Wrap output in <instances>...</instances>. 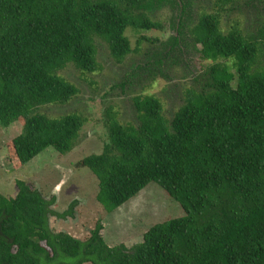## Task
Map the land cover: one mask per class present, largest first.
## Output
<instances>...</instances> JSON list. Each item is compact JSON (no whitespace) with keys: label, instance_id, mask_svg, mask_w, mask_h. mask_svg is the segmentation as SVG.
Returning <instances> with one entry per match:
<instances>
[{"label":"trees","instance_id":"1","mask_svg":"<svg viewBox=\"0 0 264 264\" xmlns=\"http://www.w3.org/2000/svg\"><path fill=\"white\" fill-rule=\"evenodd\" d=\"M162 3L178 10L177 34L161 43L152 65L176 63L175 51L190 40L211 62L200 86L184 90L171 119L151 94L132 98L134 123H121L108 106L102 151L78 164L96 176V200L108 212L153 181L184 214L155 223L130 248L108 245L101 221L81 240L49 225V216L72 214L74 201L57 212L54 196L17 180L15 195L0 193V264H264V21L256 34L238 23L224 31L214 11L189 26L186 0H0V126L21 123L7 148L21 167L49 146L70 152L85 116L37 108L79 93L60 75L67 64L101 70L97 38L117 62L138 51L148 38L134 49L127 28L162 30L147 12Z\"/></svg>","mask_w":264,"mask_h":264},{"label":"rangeland","instance_id":"2","mask_svg":"<svg viewBox=\"0 0 264 264\" xmlns=\"http://www.w3.org/2000/svg\"><path fill=\"white\" fill-rule=\"evenodd\" d=\"M186 1L190 8L189 26L194 25L201 13L214 11L221 13L220 26L224 31L238 23L244 34H256L264 21V3L260 0H235L222 7L216 0ZM147 12L152 19L162 23L163 29L142 31L127 28L126 35L134 49L141 36L148 38L140 42L138 51L117 62L106 42L97 38V58L101 70L84 72L72 63L67 64L60 75L74 83L79 93L67 104H48L37 108L53 117L72 112L85 116L86 122L77 144L70 152L59 155L49 146L21 167L14 163L7 148V143L21 130L20 121L8 127L0 126V193L8 197L15 195L18 191L16 181L22 180L45 198L54 196L52 208L57 212L66 210L72 201L75 202L72 214L64 218L49 216V225L54 231H64L84 240L96 222L101 221V234L108 245L122 243L130 248L139 243L143 233L155 223L184 214L179 203L153 181L120 207L108 212L96 200V176L78 164L84 156L102 151L107 139L105 110L108 106L113 107L121 123H134L136 111L132 98L151 94L160 99L164 116L171 119L183 102L184 90L200 86L204 71L211 63L204 60L188 40L184 51H175L173 57L176 63L167 58L158 66L152 65L153 56L161 52V43L177 34L173 22L177 19L178 10L162 3L152 5ZM146 62L151 64L145 67L143 64ZM138 65L142 66L137 69Z\"/></svg>","mask_w":264,"mask_h":264}]
</instances>
